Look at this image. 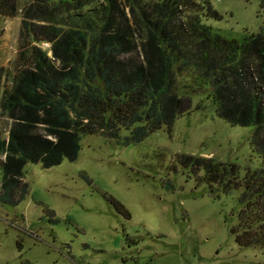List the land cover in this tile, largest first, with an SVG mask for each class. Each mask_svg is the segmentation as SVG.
<instances>
[{
    "label": "rangeland",
    "instance_id": "rangeland-1",
    "mask_svg": "<svg viewBox=\"0 0 264 264\" xmlns=\"http://www.w3.org/2000/svg\"><path fill=\"white\" fill-rule=\"evenodd\" d=\"M32 1L19 0L16 16L0 15V71L8 82L24 63L21 51L32 47L23 44L33 36L22 35L21 13ZM261 1L189 3L197 6L198 24L212 34L248 39L262 29ZM137 33L145 39L142 29ZM166 46L165 72L151 80L164 81L165 91L184 99L172 132L164 124L127 144L133 127H121L117 138L86 134L77 160L65 158L52 168L26 164L23 195L4 193L0 168V264H264V247L242 248L231 232L239 221L241 188L211 193V185L180 161L183 153L215 156L237 164L244 175L264 164L253 137L256 125L221 116L211 79L197 62L171 63ZM141 54L131 48L119 57L136 61ZM11 125L0 115V138Z\"/></svg>",
    "mask_w": 264,
    "mask_h": 264
},
{
    "label": "trees",
    "instance_id": "trees-1",
    "mask_svg": "<svg viewBox=\"0 0 264 264\" xmlns=\"http://www.w3.org/2000/svg\"><path fill=\"white\" fill-rule=\"evenodd\" d=\"M189 2L33 0L21 9L22 35L33 36L23 44L32 47L21 51L24 63L9 82L0 71V115L13 120L8 137L0 138L4 193L24 194L30 162L49 168L77 160L86 134L117 138L121 127H133L127 144L164 124L172 132L183 98L165 91L164 81L151 80L165 72L163 43L171 63L197 62L211 79L221 116L256 125L253 137L264 151V20L248 39H230L200 26L197 6ZM19 7V0H0V15L16 16ZM139 28L145 32L141 41ZM131 48L142 52L139 59H120ZM180 161L211 185V193L241 188L239 221L231 232L242 248L264 247V164L240 176L237 164L215 156L183 153Z\"/></svg>",
    "mask_w": 264,
    "mask_h": 264
},
{
    "label": "crops",
    "instance_id": "crops-1",
    "mask_svg": "<svg viewBox=\"0 0 264 264\" xmlns=\"http://www.w3.org/2000/svg\"><path fill=\"white\" fill-rule=\"evenodd\" d=\"M14 73V72H13ZM4 116H6V115H4ZM8 117V116H7ZM10 118V117H9ZM11 119V118H10ZM12 120V119H11ZM12 123H13V120H12ZM12 126V125H11ZM11 129V128H10ZM9 129V130H10ZM9 130H8V134L5 136V137H3V138H7L8 137V135H9ZM54 167V166H53ZM52 168V167H51ZM27 175V174H26ZM28 179V178H27Z\"/></svg>",
    "mask_w": 264,
    "mask_h": 264
},
{
    "label": "built area",
    "instance_id": "built-area-1",
    "mask_svg": "<svg viewBox=\"0 0 264 264\" xmlns=\"http://www.w3.org/2000/svg\"><path fill=\"white\" fill-rule=\"evenodd\" d=\"M44 45H45V46H48V43H45Z\"/></svg>",
    "mask_w": 264,
    "mask_h": 264
}]
</instances>
